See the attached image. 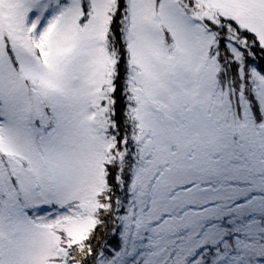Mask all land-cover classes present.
<instances>
[{"label": "snow or ice", "instance_id": "6c2138e0", "mask_svg": "<svg viewBox=\"0 0 264 264\" xmlns=\"http://www.w3.org/2000/svg\"><path fill=\"white\" fill-rule=\"evenodd\" d=\"M0 264H264V0H0Z\"/></svg>", "mask_w": 264, "mask_h": 264}]
</instances>
